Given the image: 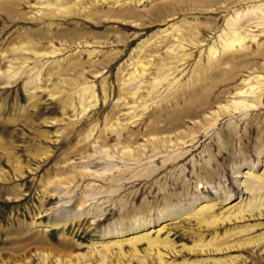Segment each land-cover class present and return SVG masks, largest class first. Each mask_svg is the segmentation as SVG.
Wrapping results in <instances>:
<instances>
[{"label": "rangeland", "instance_id": "rangeland-1", "mask_svg": "<svg viewBox=\"0 0 264 264\" xmlns=\"http://www.w3.org/2000/svg\"><path fill=\"white\" fill-rule=\"evenodd\" d=\"M234 259L264 264V0H0V264Z\"/></svg>", "mask_w": 264, "mask_h": 264}, {"label": "bare ground", "instance_id": "bare-ground-1", "mask_svg": "<svg viewBox=\"0 0 264 264\" xmlns=\"http://www.w3.org/2000/svg\"><path fill=\"white\" fill-rule=\"evenodd\" d=\"M244 40H245V38L242 36V34H240L239 32H238V29H234V30H232V32H231V34L227 37V38H224L223 39V41H222V45H223V49H225V50H227V49H230V48H233V47H235V45L236 44H238V45H242V43L244 42ZM256 89V87L253 85V86H251V91L253 92L254 90ZM255 92V91H254ZM250 172H246V174H248L249 176H251V181H250V183L247 185V187H246V189H245V194H248V195H250V199L247 201V202H245L246 203V205H247V208L249 209V208H251L253 205V203L252 202H254V200H255V195L254 194H252L253 192V188H255V186H257V184L256 183H258V182H260V178L259 177H256L255 175H253V173L251 172L250 174H249ZM247 180V179H246ZM249 181V180H248ZM256 184V185H255ZM255 191V190H254ZM256 193V192H255ZM259 194V193H258ZM259 202V201H258ZM242 203H243V201H242ZM242 203H240V204H242ZM239 205V204H238ZM244 205V204H243ZM207 206V205H206ZM208 207V206H207ZM242 207V206H241ZM253 207H255V206H253ZM206 207H204V206H202L201 208H200V212H199V214H198V216L200 215V213H202L203 211H204V209H205ZM213 211V210H212ZM207 212V211H206ZM198 213V212H197ZM208 213V212H207ZM240 213H242V212H240ZM203 214V213H202ZM155 220H157V219H155ZM137 224V226L139 225V224H144V225H147L148 224V222L146 221V222H138V223H136ZM139 228V227H138ZM117 232V231H116ZM114 233V232H113ZM109 234H111V232H109ZM110 235H108L107 237H109ZM154 243V242H153ZM159 260V259H158ZM219 264H240L239 263V259H234V260H232V261H228V262H223V263H219Z\"/></svg>", "mask_w": 264, "mask_h": 264}]
</instances>
